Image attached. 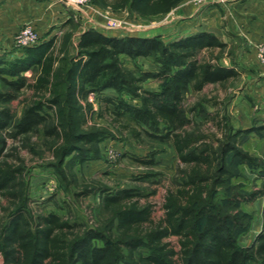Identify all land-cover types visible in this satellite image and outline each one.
Returning a JSON list of instances; mask_svg holds the SVG:
<instances>
[{
	"label": "trees",
	"instance_id": "16d2710c",
	"mask_svg": "<svg viewBox=\"0 0 264 264\" xmlns=\"http://www.w3.org/2000/svg\"><path fill=\"white\" fill-rule=\"evenodd\" d=\"M179 1L93 0L141 16L168 13ZM54 44L52 37L23 49L20 58L0 59V194L18 198L0 226L3 264H264V208L252 244L239 243L253 220L241 206L264 196V160L243 143L252 136L264 139V123L235 129L218 111L222 135L215 141L185 130L190 115H209L206 100L189 106L187 96L237 76L220 62L225 45L203 31L166 42L161 36H109L89 28L80 36L76 55H64L56 68ZM124 58L153 60L156 70L145 71L138 63L131 69ZM151 79L160 82L158 90L145 89ZM28 89L34 95L18 116L12 103ZM107 90L115 94L107 95ZM91 94L98 96L97 109ZM95 114L106 124L89 125ZM113 128L138 139L170 140L185 168L178 187L168 188L158 221L153 205L140 201L144 195L138 187L86 191L84 195H102L104 217L92 226L72 223L56 212L34 214L28 193L16 195L23 169L7 161L10 138L18 141L40 132L56 138L55 161L45 167L63 182L75 177L77 165L101 157L100 144L116 137ZM240 166L256 174L262 186L247 190L244 184H231L242 175ZM224 188L228 192L222 194ZM171 237L178 238V250L168 241Z\"/></svg>",
	"mask_w": 264,
	"mask_h": 264
},
{
	"label": "rangeland",
	"instance_id": "374dc122",
	"mask_svg": "<svg viewBox=\"0 0 264 264\" xmlns=\"http://www.w3.org/2000/svg\"><path fill=\"white\" fill-rule=\"evenodd\" d=\"M195 1L197 0H180L168 13L149 16H141L130 9L116 11L104 8L96 5L93 0H88L85 4L72 3L68 0L37 1L36 6L32 4L27 7V12L23 11L19 16L18 21L21 25L19 30L27 24L33 25L40 36V43L55 37L54 53L58 59L55 63L57 68L61 67V59L64 55H76L75 47L79 43L81 34L88 30V26L104 34L161 36L164 41L170 42L185 37H179V32L185 30L182 23L186 20L177 17L184 6L190 4L203 9L213 7L221 13L223 7H231L233 2L240 0L206 3ZM65 12L70 16L64 22L63 13ZM199 21L202 22V20ZM49 35H51L50 38L47 37ZM175 35L178 38L174 37ZM234 35L233 41L236 44L228 50V57L232 62L235 59L240 60L235 63L237 76L225 85H208L202 93L192 92L186 99L189 106H194L200 100L207 101L205 105L209 115H190L192 121L185 127V130L206 136L208 140L215 141L222 135L218 127V111L227 117L229 124L235 129H244L246 123L250 127L264 123V121L261 123V119L264 120V116H261L264 115V84L256 81L260 68L264 72V66L259 61L257 47L255 54L250 57V47L245 45L242 38H238L237 31ZM239 51L245 55V58L244 56L239 57L237 54ZM202 55L205 56L204 53ZM255 59L257 63L254 62ZM124 63L131 69H134L138 63L145 71L154 72L156 70V64L147 58H139L136 61L124 58ZM27 76L34 79L31 72L27 73ZM159 85V81L151 79L144 84V87L147 90L156 91ZM105 93L114 95L115 91L107 90ZM33 95V90L28 89L13 101L12 108L18 116L21 115L23 108ZM125 98L130 100L128 95ZM89 99L97 109L99 107L98 96L91 94ZM131 101L136 102L133 99ZM243 101L249 103L250 109H246ZM95 122L106 124V120L99 118L98 114L89 120V125ZM132 126L135 125L132 124ZM113 130L116 137L109 138L100 144L101 157L77 165L73 169L75 177L69 175L63 182L51 168L45 167L55 161L53 150L56 138H47L41 132L18 141L10 138L7 161L23 169V176L18 180L21 185L18 186L16 195L19 196L20 192L23 195L28 193L31 199L29 208L34 214L56 212L72 223L92 226L99 224L104 217L100 214L102 195L99 192L84 195L86 191H90L91 187L105 186L109 192L115 193L122 189L138 187L144 195L140 197V201L150 202L153 205V218L158 221L164 212L163 202L168 188L178 187L182 180L181 171L185 168L180 165L170 140L160 143L146 135L138 139L130 134H121L117 128ZM243 147L264 160V139L249 137L243 143ZM151 159L154 161L153 165L147 164L146 162H151ZM238 171L242 175L238 174L233 177L231 184H244L247 190L255 185L257 188L262 186V180L256 178L257 175L251 173L247 166H240ZM67 172L71 174L69 169ZM227 192V188L221 190L222 194ZM17 201L18 198L14 201L13 198L0 194V226ZM263 208L264 196L241 206L243 212L253 217L249 231L239 237L241 246L251 245L255 235L262 228ZM168 241L177 250L179 249L177 237H171ZM0 264H3L1 254Z\"/></svg>",
	"mask_w": 264,
	"mask_h": 264
},
{
	"label": "crops",
	"instance_id": "0c3cea01",
	"mask_svg": "<svg viewBox=\"0 0 264 264\" xmlns=\"http://www.w3.org/2000/svg\"><path fill=\"white\" fill-rule=\"evenodd\" d=\"M37 1L55 0H0L1 60L11 61L23 56V49H18L14 45L15 35L19 31V27H21L18 21L20 18L19 16L23 11L27 12V7L32 4L35 5ZM217 10V8L213 7L203 9L190 4L181 8L179 16L177 15V17L183 18L186 21L182 23L185 30L181 33L179 32V37L188 36L201 31L214 34L219 41L225 45L224 54L220 61L221 64L226 68H233L236 70L235 63L240 62V60L235 59V61L232 62L230 57H228V50L236 44L235 41H233V39H235V31H237L238 38H242L245 45L250 47V57L253 56L252 54H255V48L264 43V0L235 1L232 3L231 7H223V12L220 13ZM63 16H65V22L69 19L70 14L65 12ZM199 20H202V22L200 23ZM89 28L92 27L88 26V29ZM107 35L117 36L116 34ZM176 35L174 37L178 38ZM50 36L51 35L47 37L50 38ZM218 51L219 48H217L215 52ZM237 54H239V57L244 56L245 58V55L242 54L241 51L237 52ZM254 62H256V59ZM256 81L264 84V72H262L261 68ZM243 102L245 103L246 109H250L251 106L249 103ZM263 121L264 120L261 119V123H263ZM248 127L250 126L246 123L244 129ZM253 140L259 141L257 138H253Z\"/></svg>",
	"mask_w": 264,
	"mask_h": 264
},
{
	"label": "built area",
	"instance_id": "2783aa9c",
	"mask_svg": "<svg viewBox=\"0 0 264 264\" xmlns=\"http://www.w3.org/2000/svg\"><path fill=\"white\" fill-rule=\"evenodd\" d=\"M72 3L85 4L88 0H68ZM222 0H197L195 2L206 3V2H220ZM40 43V36L33 25L27 24L20 29L15 35L14 45L18 49H25L34 47ZM258 58L260 63L264 66V44L257 46Z\"/></svg>",
	"mask_w": 264,
	"mask_h": 264
}]
</instances>
